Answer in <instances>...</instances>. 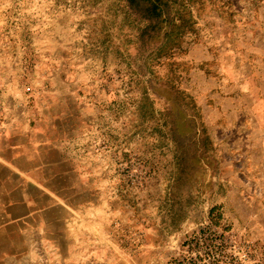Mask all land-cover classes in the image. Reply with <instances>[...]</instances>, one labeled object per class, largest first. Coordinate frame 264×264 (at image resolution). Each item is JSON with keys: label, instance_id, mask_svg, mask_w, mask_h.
<instances>
[{"label": "crops", "instance_id": "1", "mask_svg": "<svg viewBox=\"0 0 264 264\" xmlns=\"http://www.w3.org/2000/svg\"><path fill=\"white\" fill-rule=\"evenodd\" d=\"M219 13L227 18L195 38L186 58V86L210 148L205 217L216 209L225 231L263 246L264 0H231ZM84 108L50 107L44 119L0 135V264H162L153 240L171 206L174 142L124 135L122 149L137 143L152 170L143 189L128 187L116 170L115 141L92 133L100 123ZM127 202L146 235L134 255L113 235Z\"/></svg>", "mask_w": 264, "mask_h": 264}, {"label": "rangeland", "instance_id": "2", "mask_svg": "<svg viewBox=\"0 0 264 264\" xmlns=\"http://www.w3.org/2000/svg\"><path fill=\"white\" fill-rule=\"evenodd\" d=\"M229 2L168 0L171 16L151 23L128 0H0V135L44 119L50 107L55 114L85 107L86 118L100 123L92 133L110 136L125 159L138 148L132 141L123 150L124 135L171 139L165 121L186 127L195 117L196 102L186 86L191 43L213 34L219 19L227 18L219 11ZM178 27L180 44L162 46L159 31ZM204 160L195 159L200 171ZM202 176L207 180L206 171ZM205 191L195 207L183 201L173 222L167 216L156 239L162 264L184 246L182 236L206 219ZM213 213V222L221 224L219 211ZM164 231L168 238L161 237ZM239 237L257 250L227 264H264V244Z\"/></svg>", "mask_w": 264, "mask_h": 264}, {"label": "built area", "instance_id": "3", "mask_svg": "<svg viewBox=\"0 0 264 264\" xmlns=\"http://www.w3.org/2000/svg\"><path fill=\"white\" fill-rule=\"evenodd\" d=\"M115 158L116 170L123 182L128 187L143 189L152 175L146 160L138 154L125 159L121 153H116ZM124 207L125 212L113 222V235L132 255L138 254L146 244V235L138 225L140 220L132 203L127 202ZM224 230L223 225L206 217L194 231L182 236L184 246L174 250L165 264H227L233 256L245 260L257 250L236 233ZM172 237L179 238L176 234Z\"/></svg>", "mask_w": 264, "mask_h": 264}, {"label": "trees", "instance_id": "4", "mask_svg": "<svg viewBox=\"0 0 264 264\" xmlns=\"http://www.w3.org/2000/svg\"><path fill=\"white\" fill-rule=\"evenodd\" d=\"M128 1L131 6L142 13L151 23L162 22L164 18L170 17L172 13L168 0ZM159 33L161 34L162 46H164L171 41H176L175 44H180L183 31L178 27L159 31ZM193 114L195 115L193 121H190L186 127H180L177 121H165V123H163L168 128L167 133L174 142L177 163V173L171 189V206L163 216L162 222L164 224H166L165 221L167 216L171 218L170 222H173L172 219L177 215L178 208H183L185 206L183 201H187L188 205L195 207L196 202L201 199L202 194L200 193L205 191V179H203L202 176L204 170H198L199 166L195 165L194 162H196L195 159H201L202 157L210 159L208 154L210 153V148L207 144V135L204 132L202 116L196 104L195 107H193ZM197 117L201 118L200 122L197 120ZM186 142L195 147V152H190V150L193 149L188 147ZM196 156H198V158H195ZM158 234L159 231L157 235ZM156 239H154L153 242H156Z\"/></svg>", "mask_w": 264, "mask_h": 264}]
</instances>
